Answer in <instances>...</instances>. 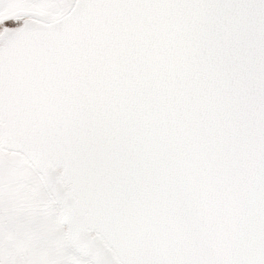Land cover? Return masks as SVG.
Listing matches in <instances>:
<instances>
[{
    "label": "snow or ice",
    "instance_id": "6c2138e0",
    "mask_svg": "<svg viewBox=\"0 0 264 264\" xmlns=\"http://www.w3.org/2000/svg\"><path fill=\"white\" fill-rule=\"evenodd\" d=\"M0 264H264V0H0Z\"/></svg>",
    "mask_w": 264,
    "mask_h": 264
}]
</instances>
